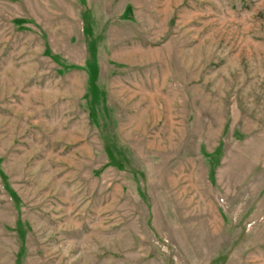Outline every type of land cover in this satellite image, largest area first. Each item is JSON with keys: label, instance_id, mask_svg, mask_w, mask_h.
I'll list each match as a JSON object with an SVG mask.
<instances>
[{"label": "rangeland", "instance_id": "obj_1", "mask_svg": "<svg viewBox=\"0 0 264 264\" xmlns=\"http://www.w3.org/2000/svg\"><path fill=\"white\" fill-rule=\"evenodd\" d=\"M0 264H264V0H0Z\"/></svg>", "mask_w": 264, "mask_h": 264}]
</instances>
